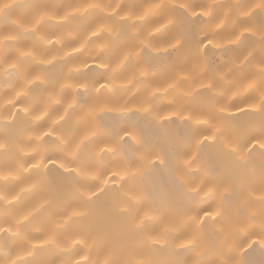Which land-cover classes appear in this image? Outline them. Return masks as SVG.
Masks as SVG:
<instances>
[{
	"label": "bare ground",
	"instance_id": "1",
	"mask_svg": "<svg viewBox=\"0 0 264 264\" xmlns=\"http://www.w3.org/2000/svg\"><path fill=\"white\" fill-rule=\"evenodd\" d=\"M3 2L11 6L0 11V143L8 149L0 151V192L12 203L0 201V264L16 261L17 256L32 259L29 251L41 264H225L229 259L239 260L245 234L259 230L264 222L260 202L264 150L252 140L260 135L264 116L240 110L253 104L259 107L257 98L245 89L247 78L264 62V10L256 9L248 17L240 14L259 0H242L238 6L233 0H0ZM87 3H100L103 13L76 11ZM151 4L161 7L149 12ZM182 4L186 7H180ZM69 13V20L63 21ZM110 13L115 14L113 20L106 19ZM40 15L44 22L35 35L30 29L34 17ZM52 16L55 19H49ZM121 16L129 17L128 23L134 27L123 30L119 46L106 49L104 61L114 67L125 54L122 50L132 48L140 53L138 65L150 72L147 77L129 68L113 76L97 67L100 42L91 37V30L106 27L107 34L101 32V36L107 43L108 35L121 31ZM209 37L212 44L205 47ZM49 38L60 43L53 45ZM81 46L83 54L76 53L74 47ZM29 52L31 55L26 54ZM68 52H72L70 57ZM109 76L114 80L109 84L111 91L92 88L95 80L107 82ZM170 83L176 87L169 88ZM203 83H211L213 90ZM77 92L78 103L90 100L106 106L95 122L96 131L113 147L114 134L132 121L137 138L153 146L151 160H142L137 154L131 169L136 179L127 176V185L124 174L103 183L108 169L116 167V160L105 158L92 161V171L79 179L59 168L63 161L58 160L47 166V178L33 187L37 173L31 163L34 145L44 150L57 136L67 134L72 121L66 123L69 118L60 120V116L65 101ZM149 97L159 112L176 115L164 122L138 111ZM190 114L210 122L232 115L225 129L228 137L238 139V155H230L222 142L198 143L209 129L183 118ZM42 130L52 131V136L44 137L47 145L37 140L43 136ZM84 131L87 133L86 128ZM124 143L125 152L134 155L136 146L127 140ZM98 150L95 145L89 149ZM192 156L195 161L185 163ZM93 175L98 179L91 180ZM96 184L105 191L85 204L82 187L91 189ZM210 185L215 186V199L205 197L204 190ZM191 186L201 190L199 204L188 202L195 199ZM129 190L138 194L142 204L134 215L143 220L147 211L153 220L145 223L143 233L133 231L130 220L121 214ZM74 209L82 214L74 215ZM204 209L213 216L199 215L193 225L189 217ZM216 211L222 218L215 216ZM50 233H55L59 247L43 243ZM194 236L193 251L190 240ZM73 238L81 243L75 244ZM65 248L72 249L70 255ZM245 249L246 264H264V249L259 245L250 249L245 245Z\"/></svg>",
	"mask_w": 264,
	"mask_h": 264
},
{
	"label": "snow or ice",
	"instance_id": "2",
	"mask_svg": "<svg viewBox=\"0 0 264 264\" xmlns=\"http://www.w3.org/2000/svg\"><path fill=\"white\" fill-rule=\"evenodd\" d=\"M5 8L10 7L11 5L7 2L0 3V6H5ZM115 7H119V5H116ZM161 5L159 4H151L148 5L147 11L151 12L153 9L160 8ZM180 7H186V5H180ZM81 8L83 9L84 13H88L89 15H97L100 16L104 9L100 3H87L86 5H80L77 7L76 11H80ZM94 10L93 12H89V10ZM261 9L264 10V5H255L254 10ZM98 10V11H95ZM72 15V13H69L68 15H65L62 17L63 21H68L69 16ZM114 13H110L106 19L113 20ZM138 19H143V16L137 17ZM49 19H55L54 16L49 17ZM129 17L121 16V31L116 32L114 35H108L107 36V43L104 42V37L101 36V32H104L107 34V28L101 26L99 30L92 29L91 30V37H95L96 41L100 42V51L96 53L98 57H100L99 61L97 62V67L100 70H107L112 73V75H116L117 72H119L121 69L129 68L133 71V73L136 70H139L141 77H147L150 75V72L146 70L145 68L138 65L136 57L140 55V53L135 52L134 49L128 48L125 50H122L125 52L122 59L115 64L114 67H110L108 63H105L104 57L107 54L106 49L111 50L112 48L119 46L122 42L123 35H124V29H131L134 27L133 24L128 23ZM44 22V16L40 15L38 17H34L32 27L30 31L37 34V28H39ZM101 25L103 24V18L100 21ZM255 35V33H254ZM91 37L89 39H91ZM41 40H43V37H40ZM261 40H264V31L261 32ZM94 41V42H96ZM49 42L53 45L59 44L60 41H52L51 38H49ZM178 43V41H177ZM212 44V39L209 37L207 40V44L204 46L207 47L208 45ZM173 47H176V44L172 45ZM74 51L76 53L83 54L85 51L84 47H74ZM27 55H31V53H26ZM72 55V52H68L67 56L70 57ZM51 63V61H48ZM40 63H44V61H40ZM87 63V62H85ZM13 68H16V64H12ZM79 71V70H77ZM135 78V77H134ZM181 79H186V77H181ZM143 82V81H142ZM109 84H114V80L112 79V76H109L107 78V82L101 81V80H95L92 83V88L99 92L100 89H104L105 92L111 91L109 88ZM98 85V87H97ZM82 86L87 88V85L83 84ZM203 87L207 88L209 91L213 90V85L211 83H203ZM63 87H71L70 85H64ZM169 88H175V83H170L168 85ZM63 88L61 89V91ZM168 89L165 88L164 91H167ZM246 91H248L252 96H255L258 100L259 107L257 108L255 104L251 106L250 109H244L243 107L240 108L241 111H253V112H259L262 116H264V62L260 63L259 70L255 72L252 76L248 77L246 80ZM160 91L159 88L156 89V92ZM156 92L152 93V97H155ZM152 97H149L144 100V102L141 104L138 111H143L147 116L157 120V121H164L168 122L173 118V115H176V113H173L172 115H165L164 113L159 112L156 107L154 106ZM79 100V93L77 92L74 97H69L65 103L66 108L64 110V115L60 116V120H65V117H68L69 119L66 120V123H69V121H72L69 124V127L67 128V134L66 135H60L57 136L56 139L50 144L47 145V142L44 141V137H50L52 136V131H43V136H38L37 140L43 142L45 145H47L44 150H41L40 146L34 145L36 148V153L32 157V167L33 169L37 170L36 173V183L33 185V187L38 186L42 181H44L47 178V166L49 164L56 165L58 160H62L63 162L59 163V168L64 169L66 173L71 174L75 176L76 178H81L83 176H88V174L92 171L90 164L92 161L96 159H114L116 160V167L115 168H109L108 171L105 173L106 179L103 181L104 184H107L109 180H111L114 177H120L122 174L125 175V179L123 181L124 185L128 184L127 176H131L132 180L136 179V173H133L131 169L135 167L133 164V160L136 159L137 154H139L140 158L143 160L147 158L148 160H151V155H149L152 152L153 146L146 145L143 140L138 139L137 136L133 133L132 129L135 128V121H132L129 123V127L122 130L121 132L115 133L112 139L115 141L116 147H113L111 145L110 140L108 139H102L100 135H98L96 131V121L100 117V114L104 112L106 109V106H101L99 104L93 103L90 100H85L83 103H78ZM57 104H59L61 101L57 99L55 101ZM239 107V106H238ZM70 110V111H69ZM24 111L27 112L28 108H24ZM223 111V109H221ZM181 116H183V112L179 113ZM77 115H79V119H76ZM42 119V117H40ZM183 118L194 121L196 125L205 127L209 129L208 134H202V139H198V143L203 144L205 142H208L211 140V142H222V147L233 156H237L239 152V142L236 138L228 137L226 134L225 129V122L229 121L233 118L232 115L224 116L221 118H212L211 122L209 119L201 118L199 115H187ZM56 123H59V121H56ZM63 127V126H61ZM87 129V133H85L84 129ZM107 132V130H105ZM130 141L133 145L136 146L137 151L134 153V155H129L125 152V141ZM252 140L257 141L258 146L261 150H264V120L261 121L260 126V135L259 136H253ZM249 143H252L250 140ZM95 145L96 148H98V151H89V149ZM253 147H256L257 144H253ZM7 147L4 143H0V151H7ZM52 152H57L60 155H52ZM196 157L192 156L191 160L185 161L187 164H192L195 161ZM160 164H164V161H159ZM153 166H155L156 161H152ZM98 177L93 175L91 176V180L95 181ZM262 181H264V170H262ZM177 180L185 185L187 188L189 187L186 182L182 181L181 178L177 177ZM214 185H210L208 188L204 190L205 197L207 199H215L217 192L214 190ZM99 189V191H97ZM190 192L195 194V199L189 198L190 204H199L202 201V197L200 196L201 190L191 186L189 188ZM105 191L104 188L100 187V184H96L94 188H87L82 187L80 191L81 200L87 204L92 202V197H98L100 192ZM125 203L126 207H122L121 214L127 217L131 222V228L135 232H144L145 223H152V218L148 215V212L145 211L144 213V219L142 220L139 216L134 215L138 209L141 208L142 204L138 200V194L135 191L129 190L125 192ZM19 199V197H16ZM0 201H6L7 203L11 204L12 201L9 199L7 195H5L3 192H0ZM135 201V203H134ZM260 202L262 205H264V192L260 195ZM74 215H81L82 213L76 209L73 210ZM199 215H203L205 217H212L213 212L209 211L207 209L202 210L200 213L197 214V216L189 217L191 219L193 225H195L197 218ZM215 216L221 217V212L216 211ZM261 216L264 217V208H262ZM251 219L255 218V215L250 216ZM27 219V217H25ZM200 223H204V221H200ZM8 230L5 229V232ZM16 235H19V233H15ZM170 235V232L168 233ZM246 239L244 240V243L240 244V249H243L244 251L241 253V258L239 260L237 259H229L225 262V264H246V262L243 259V255L245 252H247V249H245V245L250 249L255 245H259L262 249H264V222L261 223V226L259 230L253 231L251 234H245ZM254 237H256L254 239ZM74 242L75 244L79 245L81 243L80 240H77L75 238ZM251 241V243H249ZM44 244L52 245L59 247V243L56 239L55 233H50L48 236V239L44 240ZM159 243V241H157ZM197 243V239L194 236L190 240V244L192 245V250H195ZM43 245H40L38 247H42ZM181 247H187V245L181 244ZM66 253L69 255L71 254L72 249L71 248H65L63 249ZM8 253H5L7 255ZM28 256L32 257V259H27L23 256H17L16 261H10L9 264H41V262L37 261L35 259V254L33 251L28 252ZM85 259H87L85 257ZM71 264V261L69 262ZM141 264H144L142 261ZM155 264V262H154Z\"/></svg>",
	"mask_w": 264,
	"mask_h": 264
},
{
	"label": "clouds",
	"instance_id": "3",
	"mask_svg": "<svg viewBox=\"0 0 264 264\" xmlns=\"http://www.w3.org/2000/svg\"><path fill=\"white\" fill-rule=\"evenodd\" d=\"M241 3H242V0H233V4L234 5L238 6ZM257 4L264 5V0H259L258 3H254L253 6L251 8H249V9H247L246 11H240V14H243L244 17L251 16V14H252V12L254 10V6L257 5ZM5 7H6V5L5 6H0V11H3ZM189 173H191V172H189Z\"/></svg>",
	"mask_w": 264,
	"mask_h": 264
}]
</instances>
